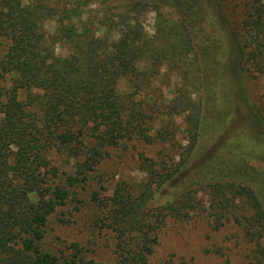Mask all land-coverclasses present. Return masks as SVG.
<instances>
[{
    "label": "trees",
    "instance_id": "16d2710c",
    "mask_svg": "<svg viewBox=\"0 0 264 264\" xmlns=\"http://www.w3.org/2000/svg\"><path fill=\"white\" fill-rule=\"evenodd\" d=\"M54 1L0 0V37L9 41L0 60V76L10 81L5 93H0L4 95L0 105V264H103L81 257L77 244H71L74 250L71 257H57L43 248L42 241L44 227L57 208L69 200L80 203L69 188L85 184L89 172L103 159L105 149L118 144L112 127L123 123L131 111L128 96L116 91L117 81L138 76L141 72L138 64L145 59L150 44L127 14L147 3L163 4L178 11L181 20L176 28L187 45L201 31L200 11L191 7V0H116L125 14L119 15L115 23L112 16L104 13L100 28L108 32L119 27L117 39L106 33L96 35L97 29L80 19L74 23L68 16L61 17ZM76 1L78 11L91 0ZM112 1L115 0H101ZM47 18L56 19L55 33L50 36L44 30L43 21ZM245 23L250 40L243 42L244 47L229 34L233 61L240 68L246 53L264 67V2L253 7ZM55 40L68 46L67 55L54 54ZM210 57L211 48L207 45L202 57L205 86L209 81ZM151 64L155 66V61ZM235 81L237 93L242 96L238 76ZM32 88L41 90V95L22 101L19 91ZM249 103L246 102L248 116L253 126L258 125L261 130L264 120ZM182 112L186 113L193 133L186 151L181 153V161L155 168L148 159L140 158L145 181L136 185L118 184L110 196L102 199L97 198L98 193H92L91 199L105 212L102 226L113 235L115 264H147L156 241V224L164 216L179 218L183 212L203 209L192 200L190 190L156 202L159 191L169 181L198 185L219 182L229 176L226 167L213 161L195 179L189 178L193 173L186 164L198 141L202 119L192 107H185ZM125 130L132 131L128 127ZM138 137L147 143L161 138L159 133L153 137L145 131ZM166 139L167 136L161 141ZM50 149L73 159L74 173H60L51 165L47 157ZM228 185L232 184L218 183L216 190ZM258 186L250 179L242 187L252 212L245 232L256 240L248 264H264V246L260 243L264 237V189ZM73 210H78L77 205ZM212 212L215 220H221L220 211Z\"/></svg>",
    "mask_w": 264,
    "mask_h": 264
},
{
    "label": "rangeland",
    "instance_id": "374dc122",
    "mask_svg": "<svg viewBox=\"0 0 264 264\" xmlns=\"http://www.w3.org/2000/svg\"><path fill=\"white\" fill-rule=\"evenodd\" d=\"M75 2L55 0L54 5L61 17L68 16L74 23H79L80 19L97 29L96 35L106 33L109 38L117 39L119 27L107 32L100 28V20L106 13L118 23V16L125 14L118 1L91 0L78 11ZM190 2L192 8L200 11L201 31L190 38L188 45L176 28L181 17L174 8L147 3L127 14L132 19L131 24L142 29L150 50L138 64L141 71L138 76L117 81L116 91L127 95L131 101L126 120L112 127V135L119 138L118 144L105 149L103 159L89 172L85 184L69 188L80 203L69 200L58 207L44 227L43 248L55 256L71 257L74 253L71 244H77L84 259L115 264L113 235L102 226L105 212L91 199L92 193H98L97 198L102 199L110 196L118 184L136 185L145 181L146 172L140 158L148 159L155 168L181 161V153L186 151L193 133L186 113L182 112L185 107H192L202 119L198 141L186 164L193 173L189 178L195 179L213 161L226 167L229 176L209 184L189 185L179 180L164 185L156 202L162 203L176 193L190 190L192 200L203 209L183 212L179 218L164 216L156 224V241L147 264H248L256 249V240H251L245 232L252 212L242 187L251 179L264 189V127L259 130L258 125L253 126L246 107L249 101L264 120V67L245 53L237 68L231 55L230 35L243 47L244 41L249 42L245 21L253 7L264 0ZM43 24L49 36L55 33V18H47ZM8 45V39L0 37V60ZM207 45L211 48V57L209 81L205 86L202 57ZM52 47L56 56L69 53L62 41L55 40ZM237 76L242 96L237 93ZM9 86V78L0 76V93L4 94ZM41 93L33 88L20 90L19 98L24 101L29 96L37 98ZM3 96H0V105L4 102ZM125 127L132 131H126ZM142 131L153 137L159 133L161 138L147 143L138 137ZM165 136L166 141H161ZM85 142L88 146V139ZM47 157L60 173H74L73 159H66L52 149ZM224 181L232 185L216 190L217 184ZM74 205L77 211L73 210ZM213 209L220 211L221 220L214 219ZM260 243L264 246V237Z\"/></svg>",
    "mask_w": 264,
    "mask_h": 264
}]
</instances>
